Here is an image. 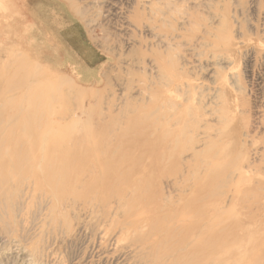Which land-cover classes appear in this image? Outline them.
Instances as JSON below:
<instances>
[{
    "label": "rangeland",
    "instance_id": "obj_1",
    "mask_svg": "<svg viewBox=\"0 0 264 264\" xmlns=\"http://www.w3.org/2000/svg\"><path fill=\"white\" fill-rule=\"evenodd\" d=\"M0 123V264H264V0H0Z\"/></svg>",
    "mask_w": 264,
    "mask_h": 264
},
{
    "label": "bare ground",
    "instance_id": "obj_2",
    "mask_svg": "<svg viewBox=\"0 0 264 264\" xmlns=\"http://www.w3.org/2000/svg\"><path fill=\"white\" fill-rule=\"evenodd\" d=\"M182 102V101H181ZM1 124V123H0ZM42 159V158H41ZM41 165V164H40ZM39 168V167H38ZM32 170V169H31ZM45 186L41 187V185L39 184V182H35L32 186V195L33 194H36L38 196H40L42 199V202H45V204H50L49 206V212L51 214V218L56 220L57 219V214L59 213L58 211V207L59 205H66L68 207H74L77 203H78V200H79V196H76V194L74 195L73 198H63V195L62 193L60 192V186H53L51 189H47V188H44ZM29 190H30V186H29ZM4 193V192H3ZM72 195V193H69ZM73 196V195H72ZM23 200L19 199V201L16 202V206L14 208L17 209L24 206V203ZM97 208V207H96ZM21 210V209H20ZM17 211V210H16ZM108 214V216H111L112 217V221L114 222L115 219L113 218V214H111V208L109 209L108 212H106ZM60 214V213H59ZM53 215V216H52ZM107 229L103 232V231H100V235L102 236H107ZM9 248V247H8ZM18 248V247H17ZM19 249V248H18ZM9 250V249H7ZM11 250V249H10ZM21 250V249H20ZM12 251V250H11ZM16 252V251H15ZM22 253V252H21ZM23 254V253H22ZM12 256V255H11Z\"/></svg>",
    "mask_w": 264,
    "mask_h": 264
}]
</instances>
